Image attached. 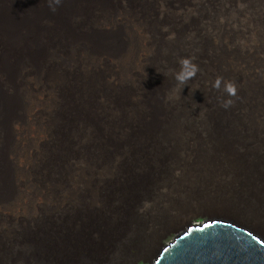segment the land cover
<instances>
[{
  "label": "bare ground",
  "instance_id": "1",
  "mask_svg": "<svg viewBox=\"0 0 264 264\" xmlns=\"http://www.w3.org/2000/svg\"><path fill=\"white\" fill-rule=\"evenodd\" d=\"M192 165L264 180V0H0V264H131L136 192L162 212L174 188L150 177ZM259 218L186 224L146 263L213 223L264 246Z\"/></svg>",
  "mask_w": 264,
  "mask_h": 264
},
{
  "label": "rangeland",
  "instance_id": "2",
  "mask_svg": "<svg viewBox=\"0 0 264 264\" xmlns=\"http://www.w3.org/2000/svg\"><path fill=\"white\" fill-rule=\"evenodd\" d=\"M215 1L230 2V0ZM245 1L251 2V0ZM231 8L232 7L229 6L228 10H230ZM87 112L90 115V112H92V107H90ZM85 116L86 115L84 112V118ZM84 127L85 126H83L82 129H84V131H87L88 127ZM77 140L82 141L83 137L80 136ZM74 148L77 150L75 146ZM192 167L194 169H190L191 172L190 170L185 172H174L173 174H165L164 172H160L155 176L150 177L152 183L157 177L159 179V184L161 183L160 186H162L164 180H167L168 178V182H166V185L169 184L168 186H172L174 188L173 196L170 198L171 206L169 205L167 208H165L166 210L163 209L164 211L162 212L157 209H150L142 212V209L140 210L139 206L142 207L144 194L141 190L136 192L137 195L135 196V199L133 201L137 202L131 205V207L133 206L132 209L130 208V216L133 217L131 223L136 225L139 224V226L140 224H142L143 226H145V228L143 227L141 229L144 234L142 235V237L144 238L142 239L141 243L137 239L127 243L125 246V253L122 255L123 258L120 257L119 259L124 260L123 262H125V260H129V262H132L131 264H147V259L150 258L151 253H153L160 244L168 242L175 235V233L185 227L186 224L201 222L203 219H208L211 217H222L239 221L242 224L250 226L252 228H254V226L247 222V220L252 217V215L257 218L262 216L264 220V180L257 181L252 179L221 175L220 173L212 172L213 170H217L214 168L213 170L210 169L212 170L210 171L206 168H203L202 166H199L200 168H195V166L192 165ZM222 169L224 168L222 167L218 170ZM54 184H57V187L55 189H51L48 193H46V197L51 198L52 201L56 197H59L61 195L60 186L58 185L57 181H54L51 184L47 183L46 185L51 188ZM109 185L110 184L107 183V186ZM160 186H158V189ZM157 195L158 194L154 195L153 197L151 196L148 200L153 201L155 198H157ZM207 201L211 203L213 201V203H215V206L212 205V207ZM154 202L155 201H153L152 203ZM235 203L237 204L235 205ZM222 204L224 205V207ZM201 207L208 209L215 208L218 210L223 209L224 211H226V213H216L213 215L205 214L200 212ZM56 208L58 207H56L55 205V208L50 214L51 218L55 217L54 219H57L58 215L60 216V214L62 213L61 209ZM229 211L234 212L232 213ZM244 212H246L245 214H249L248 218H246L247 220H241L237 217H242V214L244 215ZM57 224L58 223H55L56 226ZM43 226H45V220L43 222ZM143 229L146 230L144 231ZM102 251L103 253H107L110 251V247L105 244L102 247Z\"/></svg>",
  "mask_w": 264,
  "mask_h": 264
},
{
  "label": "water",
  "instance_id": "3",
  "mask_svg": "<svg viewBox=\"0 0 264 264\" xmlns=\"http://www.w3.org/2000/svg\"><path fill=\"white\" fill-rule=\"evenodd\" d=\"M156 264H264V246L220 223L190 229Z\"/></svg>",
  "mask_w": 264,
  "mask_h": 264
},
{
  "label": "clouds",
  "instance_id": "4",
  "mask_svg": "<svg viewBox=\"0 0 264 264\" xmlns=\"http://www.w3.org/2000/svg\"><path fill=\"white\" fill-rule=\"evenodd\" d=\"M178 64H179V70L173 71L172 76L179 85L185 86L187 84V81H189L190 79L196 76L199 69L198 66L192 62L191 58H181L178 61ZM220 85H221V79L217 78L213 84V87L220 88ZM224 91L230 95H235L236 88L232 83L226 82L224 84ZM229 103L230 101H226L223 106L227 107Z\"/></svg>",
  "mask_w": 264,
  "mask_h": 264
}]
</instances>
